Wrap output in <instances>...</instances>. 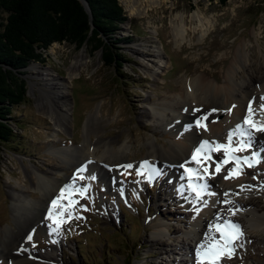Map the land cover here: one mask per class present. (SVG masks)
<instances>
[{
	"label": "rangeland",
	"instance_id": "rangeland-1",
	"mask_svg": "<svg viewBox=\"0 0 264 264\" xmlns=\"http://www.w3.org/2000/svg\"><path fill=\"white\" fill-rule=\"evenodd\" d=\"M118 1L127 17L118 34L132 37L130 42L119 43L125 58L122 67L105 65L99 49L91 51L87 45L78 48L63 41L53 42L47 48L43 62H31L23 69L25 101L15 106L11 114L16 123L13 125L18 126L16 136L0 142V263L7 250L12 254L23 252L24 257L18 254L13 258L23 260L36 259V254L49 248L46 233L51 221L42 220V214L47 216L50 201L59 189L75 180L76 186L89 187L85 195L76 197L72 218L55 231L56 259L39 256L43 258L40 263L175 264L174 259L186 258L189 264H197V246L191 233L202 226L206 227V233L210 232L209 224L215 223L209 220L208 208L212 201L216 206L218 195L214 189H208L212 195L205 194L201 199L206 203L200 207V202H192L194 194L187 191V180H182L185 187L180 192L171 189L167 179L173 168L171 163L158 167L160 175L151 182L144 179V174L137 175L135 169L144 160L148 140L167 144L179 134L163 124L155 127L143 111L150 110L154 103L180 99L182 82L191 76L204 74L211 78L204 72H219L218 82L222 83L239 47L247 53L252 49L255 54L250 57L252 61L241 60L235 67L239 79L251 82L248 64L253 62L258 66L263 59L264 0H226L225 4L218 0H166L156 9L148 5L143 15L133 14L125 0ZM147 4L142 2L144 7ZM177 13L185 14L181 35L173 31V24L179 20L175 19ZM192 13L200 15L201 22L192 18ZM4 16L0 11V19ZM156 53L167 66L153 75L149 61ZM75 60L79 63L76 73L67 78L68 68ZM253 74L252 80L257 78ZM63 80L67 82L68 126L56 130L52 111L41 109L39 96L42 94L47 102L61 96ZM53 88L58 90L55 92ZM228 109L232 111L231 103L215 120L229 115ZM92 112L95 115L90 117ZM237 123L223 124L226 138L229 129H234ZM108 139L115 140V147L119 142L126 143V154L113 156L111 147L101 145ZM238 139L234 136L233 143ZM258 140L264 146V134ZM88 144L89 148L97 147L95 154L102 152L103 159L108 158V170L100 168L95 156L78 155L76 161L68 164L53 152L64 149L69 154L75 148L85 153ZM257 150L263 152L260 147ZM252 151L249 148L237 155H250ZM211 155L214 160L217 158L215 153ZM84 162L85 170L78 174L77 169ZM128 164L132 167H125ZM32 166L49 177L59 176V185L39 180L31 172ZM113 166L115 172L111 173ZM213 168L214 165L210 171ZM60 170L65 174L59 173ZM93 175L96 179H89ZM113 176L120 184L117 188H112ZM237 178L246 180L245 191L238 195H231V191L227 198L245 201L255 197L251 207H264V156L260 155V162L254 167L245 166ZM20 186L24 187L30 203L19 200L18 212L11 206L12 189L19 190ZM43 196L48 198L47 208L37 209L39 203L36 207L34 203ZM196 207H200L198 213ZM234 208H219V211L230 216L233 214L229 209ZM233 222L240 225L243 235L234 241L236 250L232 257H222L220 264H264V229L257 228L246 217ZM29 233H32L31 241L25 239ZM213 234L219 236L212 230L205 242ZM182 239L187 242L186 253L178 249Z\"/></svg>",
	"mask_w": 264,
	"mask_h": 264
},
{
	"label": "bare ground",
	"instance_id": "bare-ground-1",
	"mask_svg": "<svg viewBox=\"0 0 264 264\" xmlns=\"http://www.w3.org/2000/svg\"><path fill=\"white\" fill-rule=\"evenodd\" d=\"M125 1L128 3L127 7L133 14L141 15L143 12H147L146 8H148V5L156 9L158 7H161L166 0ZM142 2L148 3L146 7L142 5ZM175 15V19L179 20L178 23L176 22V20V23L172 22L174 23L173 31L175 35H181L184 31L183 26L185 24V14L177 13ZM191 17L196 20L198 19V21L201 22L202 18L197 13H192ZM261 54L263 59L258 66L256 64H252L253 62L251 64L249 63L247 66L249 68L251 67V74L249 75V78H251L249 80L251 82H246L243 78L239 79V77H237L238 73L235 72V67L240 64L241 60L246 61V59H249V61H252L250 57H253L255 54L253 53L252 49L249 53H247L241 47H239L236 49V53L232 59L233 64H230L225 72V79L222 83L218 82L221 76L219 72H204L205 74L211 76V78H208L204 74L191 76L190 78L184 79L182 82V86L180 87V99L178 98L177 100H175V102L169 100L165 102L154 103L150 105V110L143 111V113H146L147 119L150 120L155 127L156 125L158 126L159 124H163L170 131H176L179 133L177 138H171L167 142V144L158 143L155 140H148V146L145 155H143L144 160H147L149 164H151L156 169L158 167L166 166L167 164L171 163L173 168L171 169V171H169V174L167 176L171 189H176L178 192H180L181 189L179 186L181 185L182 180H187V176L184 173V167H197L195 161H192L190 158L192 151L199 146L201 140L225 143L226 137L224 135V125H233L238 121L242 123L243 117L247 114L249 100H252L253 102L252 106L255 111V118L257 120H264V112H261L259 110L260 105L264 103V100H261V97H264V52L261 51ZM149 63L152 65L153 75H157L159 72H162L167 66L166 61L162 59V57L158 53H156L155 56L150 59ZM78 65L79 63L77 62V60H75L70 65V67L68 68L67 78H71L76 73L75 71ZM253 72L256 73L255 77L257 78H254L252 80V76L254 75ZM260 79L263 80L262 83H260ZM64 80L62 81V87L64 90L61 92V96L58 95L57 98H54L52 100L50 99L51 101L48 102L44 100L42 94H40L39 96L41 109L43 111L46 109L52 111L53 122L54 126H56V130L64 129L68 126L66 122L68 117L67 110L69 108L68 103L65 100L67 82ZM50 83H52V86L54 87L53 80H51ZM53 89L55 92L58 90L57 88ZM230 103L232 104V111H230L231 113L229 115L223 116V118H221L220 120H215L216 115L221 114L223 110L227 109ZM193 109H198V111H193ZM212 109H216V111H212ZM205 114H207V118L204 120V123L207 125V130L199 128L195 125V120L201 116H204ZM94 115L95 112H92L89 116L92 117ZM255 133H257L256 137L254 136ZM262 134L264 133L256 132L253 130L251 150L255 151L258 147H260L263 149V152L260 155L264 156V146H261L258 140V137L262 136ZM101 145L111 147L114 151L112 152L114 154L113 156H115L116 154L120 156L125 155L126 149L128 147V145L124 142H119L115 147V140L112 139L103 140ZM88 146L89 144L84 147L87 150L85 151V153H82V150L79 151L75 148L71 150V153L69 154H67L64 149H53V152L60 155L63 161L67 162L68 164H72L74 161H76L78 155L82 156L86 154L87 156L91 157L95 156L97 159L94 160L95 162H97V164H99V166H101L100 168L108 170V167H110V165H108L107 163L108 158L103 159L102 152L101 155L95 154L97 147L89 148ZM259 152L260 151L257 150V153ZM213 153L217 155V158H223L222 151ZM85 164L87 163H82V165L84 166ZM229 166L230 164L226 165L224 169L225 171H221V173L217 174V176H209L207 178V182L209 184L208 189H214L218 195L216 206L213 201L209 205L207 213L209 220H211L213 223H223L225 220L237 221L241 217H246L249 221H252L254 226L264 229V207L261 206L260 209H258L257 206L251 207V205L254 203L255 197H248L245 201L236 200L234 198L230 200L231 196H229L228 198L225 197V192H227L229 195L232 191L231 195H238L244 193L245 191V189L241 190L238 185H244V182H246V180H242L241 178L228 180L224 179V175L226 174L227 168ZM114 169V166L110 169L111 173L115 172ZM212 170H214V168ZM31 172L34 173L39 180L44 179L45 182L52 181V184H55L56 186H58L59 181H61V178L59 176L49 177L45 173H41L40 171H38V169L34 166H32ZM60 172H63V170H60L59 173ZM63 174H65V171L63 172ZM112 178V188H117L118 185L120 186V184L116 183L114 176ZM23 189L24 187L22 186H20L19 190L12 189L11 206L13 210L17 209V211H20L18 207L19 200L23 201L22 203L27 205L28 203H30V199H27V195L25 194ZM55 191H53V193H56ZM225 199H227L228 201L230 200V202L222 203V201H224ZM256 200V202L259 201V199ZM38 203L39 206H37ZM47 205V196H43V198L39 199L37 203H34V206H37V209L38 207H45V210L47 208ZM228 207H236L234 209L239 210V212H237L236 214L234 213L230 216H225L219 211V208ZM41 208L39 209L40 212ZM42 215H44L42 216V218L44 217L42 220L47 221L46 214L43 212ZM7 226L10 227L9 225ZM206 230L207 229L205 226H202V228L199 230H192L191 239L195 242L196 246L200 244L201 241H205V239L207 238L205 236V233L207 232ZM46 234L50 242L49 248L36 254V259H28L25 257L23 258V260H21V258L24 257L23 252L12 254L10 250H7V254H3V261H1L0 264H42L40 263V260L43 258L40 259L39 256L47 257L49 259H56L58 238L56 237L55 231L48 230ZM186 244L187 242L182 239V242H180V247H178V249L181 251L183 250L185 251L184 253H186ZM18 254L21 255V258L19 260H14V256ZM4 258L7 259L4 260ZM174 263L189 264V261L186 258L185 260L182 259L180 261L174 259Z\"/></svg>",
	"mask_w": 264,
	"mask_h": 264
},
{
	"label": "trees",
	"instance_id": "trees-1",
	"mask_svg": "<svg viewBox=\"0 0 264 264\" xmlns=\"http://www.w3.org/2000/svg\"><path fill=\"white\" fill-rule=\"evenodd\" d=\"M225 4L226 0H218ZM0 0V142L16 136L12 111L26 97L23 69L31 62H43V54L53 42L89 46L101 50L107 66L122 67L125 62L120 41L121 23L127 21L118 0ZM16 124V123H15Z\"/></svg>",
	"mask_w": 264,
	"mask_h": 264
},
{
	"label": "snow or ice",
	"instance_id": "snow-or-ice-1",
	"mask_svg": "<svg viewBox=\"0 0 264 264\" xmlns=\"http://www.w3.org/2000/svg\"><path fill=\"white\" fill-rule=\"evenodd\" d=\"M264 100V97H261ZM252 100H249L247 107V114L243 117L242 123H237L234 129H229L226 142H210L208 140H201L198 147H196L191 154V160L195 161L197 167H184V173L187 176V191L190 194H194L192 202L196 204L200 202V207L204 205L202 197L208 193L209 184L207 178L209 176H217L221 173L225 165L230 166L227 168V172L224 175V179H235L243 173L244 167L252 168L260 162V153L252 151L250 155H237V153L244 152L246 149L252 147V134L253 130L256 132L264 133V120H257L255 118V111L252 106ZM259 110L264 112V103L260 105ZM198 111V109H193ZM216 111V109H212ZM231 111V109H228ZM207 118V114L201 116L195 120V125L199 128L207 130V125L204 120ZM236 136L239 139L233 143V137ZM223 152L222 159H213L212 152ZM231 162V163H230ZM214 165V170L210 171V167ZM125 167L131 168L132 165L128 164ZM85 170L82 165L77 169V173H83ZM138 176L144 174V179L152 181L154 177L159 176L158 169L149 166L147 160L140 162V166L135 169ZM81 179L84 177L81 175ZM89 179H96V176H91ZM89 185H83L82 187L76 186L75 180L71 184H65L59 189L58 195L51 199L47 209V219L51 221L49 224V231L58 230L62 224L70 220L74 214V205L77 204V196L85 195ZM180 189H184V185L179 186ZM241 190L245 189V185H238ZM123 194V190H121ZM225 197L228 193H224ZM227 199L222 203H229ZM83 207V205H80ZM200 207H196L194 210L198 213ZM236 209H229V212L234 214ZM209 233H205L208 237L212 230L215 233H219V236L211 235L210 239L205 242L201 241L196 247L197 264H203L207 261V264H220L221 258L227 256L231 258L235 253L236 246L234 241L240 239L243 235L240 225L234 223L231 220H225L223 223L209 224ZM25 239L31 241L32 233H29Z\"/></svg>",
	"mask_w": 264,
	"mask_h": 264
},
{
	"label": "water",
	"instance_id": "water-1",
	"mask_svg": "<svg viewBox=\"0 0 264 264\" xmlns=\"http://www.w3.org/2000/svg\"><path fill=\"white\" fill-rule=\"evenodd\" d=\"M81 2L83 3L84 7L86 8V10L88 11L89 13V17L91 18V12H90V9L88 7V4L86 2V0H81Z\"/></svg>",
	"mask_w": 264,
	"mask_h": 264
}]
</instances>
